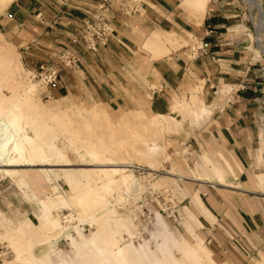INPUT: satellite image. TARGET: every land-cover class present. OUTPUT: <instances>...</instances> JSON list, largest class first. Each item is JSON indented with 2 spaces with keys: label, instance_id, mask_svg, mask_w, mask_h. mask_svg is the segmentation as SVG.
Here are the masks:
<instances>
[{
  "label": "crops",
  "instance_id": "1",
  "mask_svg": "<svg viewBox=\"0 0 264 264\" xmlns=\"http://www.w3.org/2000/svg\"><path fill=\"white\" fill-rule=\"evenodd\" d=\"M103 2L108 3L113 17V39L96 52L86 51L81 44L73 46L79 68L62 69L50 96L94 102L107 107V113L112 108L117 115L142 111L166 119L183 103L196 108L199 116L204 108L206 113L197 120L186 112L194 134L185 139L190 146L218 153L223 161H216L222 166L221 180L211 169L204 178L224 188L228 187V177L237 179L224 157L235 161L243 172L239 173L238 186L228 191L235 195H226V199L225 190L198 184L196 191L209 215L197 207L194 198L198 193L192 195V208L207 224L216 218L217 228L211 233L218 241L212 236L210 242H216L217 247L242 251V242L261 248L264 193L256 183L254 152L258 139L260 150L264 119V60L252 63L245 33L230 35L227 12L234 2L211 0L199 21L188 17L180 0H16L0 16V35L17 46L37 69L41 62L71 47L83 22ZM187 35L194 37L189 55L179 49L188 45ZM150 42L158 44L152 46ZM224 232L232 236L224 237Z\"/></svg>",
  "mask_w": 264,
  "mask_h": 264
},
{
  "label": "rangeland",
  "instance_id": "2",
  "mask_svg": "<svg viewBox=\"0 0 264 264\" xmlns=\"http://www.w3.org/2000/svg\"><path fill=\"white\" fill-rule=\"evenodd\" d=\"M232 1L234 3L231 4V12H227L230 35L241 36L245 33L244 40L246 46H249L248 54L252 57V63L258 61L262 63V59L264 60V20H262L261 12L263 11L264 14V0ZM0 3L1 16L7 7L4 6L5 0H1ZM182 7L188 17L201 21V17H203L201 12L189 7ZM187 37L185 40L188 41V45L179 49H184L183 51L189 55L188 51L194 37L192 35H187ZM14 63L18 66L17 69L10 66ZM35 70L30 66L23 52L0 35V97L11 100L17 94H21L25 86L34 85L39 105L48 114L54 116L53 119L47 117L44 125L48 126V132L53 133L52 138L55 146L58 149H64L71 166L57 167L60 164L53 162L55 167L9 168L24 176L17 175L11 178L4 175L3 178H0V264H29L27 259L43 250V247L38 245L41 241L43 243L52 241L67 228L74 229L71 233L74 243L62 238L56 246L46 252L44 264H76V262L80 264V258L74 255L77 253V246L82 244L83 238H88L97 230V225L91 224L86 217L81 215L77 217L76 208L72 204L71 206L61 204L59 196L68 198L74 196V193L76 195L82 189L84 184L74 186L68 182L65 173H74V178L83 182L85 174H89L95 169L92 167L95 162L91 158V151L102 153L107 158L128 165L122 167L128 170L126 174L130 173L138 179V184L135 182L133 185L135 187L132 186L128 193L118 182L108 194L104 195L108 206H113L112 208L116 212V215L109 219L112 230L116 231L115 219L120 218L126 221L131 229L130 234L125 229H121V246L132 245L138 252L147 255L150 253L151 255H149L153 256V259L161 261L163 257L160 251L158 252V247L164 241V238L161 237H165L164 234H161L163 230L160 224L163 222L174 239L168 241L167 247L176 264H195L189 255V250L199 243L209 250L211 259L217 264L264 263V244L261 248H253L241 242L240 245L244 248L241 251L230 246L222 249L220 246H216V242H210L212 236L218 241L216 235L211 233L214 228H217L216 218L214 217L212 222L206 219L207 224L203 222L204 216L199 215L192 208L193 193H198L199 195L195 196L201 197L200 193L196 191L198 184L204 186L205 183H208L215 188V191L225 190L224 197L232 196L235 194L228 191H232L233 187L238 186L239 173L243 171L237 169L235 161L223 156L231 165L237 179L232 176L228 177V187L224 188L219 186L216 181L204 178V174L210 171L209 165L222 167L216 161H223L218 157V153L186 144L185 139H189L194 134V125H191L186 112H179V115L176 114L174 117L165 118V120L152 119L142 111L117 115L110 107V111L107 113V107L94 102L65 96H50L44 86L38 81L30 79L31 73ZM16 83L21 84V88L16 87ZM262 105L264 107V99ZM92 110L93 112L98 110L99 115L96 119L92 118ZM57 117L60 120H57ZM37 119L40 117L38 116ZM187 123H189L188 129H186ZM25 131L29 136L32 135L30 128L25 127ZM259 135L264 137V119ZM175 140H179L180 143L173 144L172 142ZM147 143H152L157 148L154 154L149 155L150 159L143 156L146 154L145 145ZM262 146L260 145L259 150L258 139L254 152L257 156L254 165L256 176H264V148ZM207 162L209 165L206 164ZM45 169L55 171L49 179L43 172ZM178 178H183V181H179ZM23 179V185L19 184V181ZM240 187L244 188L242 185ZM259 188L264 193V185ZM254 190L260 191L257 187H254ZM39 198L50 199L54 204L51 215L59 222V227L57 226L52 231H48L44 227V222L37 219L43 213L39 205ZM201 199L203 202L204 199L202 197ZM185 207H188L201 223L199 226L193 225L198 239H193L185 233L183 224L188 219ZM69 215L73 219L67 221L66 218ZM218 229L222 230V228ZM224 235V237L227 235L231 237L232 233L225 234L224 232ZM13 242L21 247L19 252L25 255L24 259H17ZM146 248L148 253H146ZM200 263L207 264L202 261ZM32 264L43 263L38 259Z\"/></svg>",
  "mask_w": 264,
  "mask_h": 264
},
{
  "label": "bare ground",
  "instance_id": "3",
  "mask_svg": "<svg viewBox=\"0 0 264 264\" xmlns=\"http://www.w3.org/2000/svg\"><path fill=\"white\" fill-rule=\"evenodd\" d=\"M14 1L16 0H5L4 6L8 7ZM180 1L182 6L189 7L192 8L193 10L201 12V15H204L207 5L209 3V0H180ZM261 15H262V20H264L263 11L261 12ZM149 44H152L153 46L155 42L154 43L150 42ZM157 44L158 43L156 42L155 46ZM152 46H149L150 47L149 49H152L151 48ZM10 66H13L15 69L18 68L16 63ZM20 85L21 84L16 83V87H20ZM35 92H36V87L30 84L23 88L21 94L19 95L17 94V96L11 100L0 97V174H1L0 178H3L4 175L11 178H14L17 175H20V177L24 176L23 174L17 171L10 170L9 168L38 167V166L55 167L53 162L60 164L57 167L66 168L71 166L66 158L64 149H58L55 146L52 138L53 133L48 132L47 131L48 126L44 125V121L46 120L47 117L53 119L54 116L48 114V112L44 111L43 108L39 105L36 99ZM192 104L191 107L193 106ZM202 104L203 103H201L200 105ZM195 110L190 108L189 105L183 103L180 104L178 108L176 107L173 108L172 117H174V115L178 114L179 112L188 111L189 115H191L192 117H194V119L197 120L201 115L206 113L205 109L201 108L200 116H199L198 114L199 112L197 113ZM97 112H93V110L91 111V113L93 114L92 118L96 119V117H98L99 114ZM101 115H103V113H101ZM38 116L40 117V119H37ZM149 116L152 119L165 120L164 117H157L152 114H149ZM57 120H60V118L57 117ZM25 127L30 128V131L32 132L31 136L27 134V132L25 131ZM260 142L261 145H263L262 147L264 148V137L262 135L260 136ZM145 146H146V151H145L146 154H143V156L150 159L149 155L154 154V152L157 149L155 147L156 145L152 143H147ZM91 156H92L91 158L95 162L92 167H94L95 169L93 170V172L89 174H85V180L83 179V182L82 181L79 182L78 180H76L73 176L74 173L71 174V172H67V173L64 172L69 183L74 184V186L75 185L79 186L81 184H84L82 189H80L76 195L74 193L73 194L74 196L68 198L59 196L61 204L68 206H71L72 204V206L76 208L77 217L81 215L82 217H86L91 222V224L97 225L96 227L97 230L93 234H91L88 238H83L82 244L77 246V253L74 255H77V257L80 258L81 260L80 264H176V262L171 258L170 252L167 247L168 241L170 242V240H174V239L171 236V234H169V232L167 231L166 226L163 222H161L160 224L162 225L163 233H161L162 231L160 233L164 234L165 237H161L164 238L163 239L164 241L162 240L163 242L161 245H159L158 247L159 249L157 248L158 252L160 251V253L162 254L161 256L163 257L161 261H158V259L157 260L153 259L154 257L152 256L153 257L152 258L150 256L151 255L150 253H149L150 255L148 254L149 255L148 256L147 254L138 252L136 249L133 248L134 246L132 247V245L124 246L122 244L123 246H121L120 244L122 240L120 238L121 229H125V231L128 234H130L131 229L127 224V222L120 218V219H115V225L117 227L116 231L112 230L109 224V219L112 216H115L116 212L113 210L112 208L113 206L111 205L108 206V201H106V197L104 195L108 194L111 191L112 187L115 186L118 182L120 183V185L123 186V188L125 189L124 191L128 193L130 188L135 184V182L137 183L138 179H136L135 176L130 173L126 174L128 170L122 168V167H127L128 165L126 164H120L119 162H116L111 158L105 157V155L102 153H94L93 151H91ZM206 164H208V162ZM209 166L213 176L216 179L221 180L223 175L222 170L215 165H209ZM87 171L90 172V170ZM43 172L47 177V179H49L50 175L55 171H53L52 169L51 170L45 169L43 170ZM115 177H119V178L116 179ZM256 180L259 187L260 186L262 187V185H264V176H257ZM23 181L24 179L20 180L19 184L23 185ZM38 200L43 213L40 217L38 218L37 216L35 217L44 222V227H46L48 231H52L55 228H57L59 223L51 215V210L52 208H54V204L50 199L44 200L39 198ZM195 200L197 203V207H199V209L203 213H206V215L208 216L209 212L201 202L200 198L196 196ZM185 211L187 213L186 216H188L187 217L188 219H186L184 221L185 223L183 224L185 227V233L189 237L196 239L197 236L195 234L193 225L197 224L199 226L201 225V223L188 208L185 207ZM66 219L67 221H70V219H73V217L69 215ZM73 231H74L73 228H67L62 234H59L52 241H47L46 243H43L41 241L40 244L38 245L39 247H43V250L41 249L42 251L37 252V254H34V256H32L30 259H27V263L32 264L34 263V261L39 259L44 264L46 252L48 250H51L52 247L56 246L62 238H66L67 240L74 243V240L71 236V233ZM183 242L186 243L185 240H183ZM13 244H14L13 249H15V252H17L16 255L17 259L19 260V258H23V256L25 255H22L19 252V249L21 247L17 245V243L13 242ZM148 252L149 251L147 249L146 253ZM189 255L191 259L195 262V264H202L200 263V261H202L203 263L205 262L207 264H217L211 259L209 250L201 246V243L195 244L189 250ZM61 262L63 261L61 260Z\"/></svg>",
  "mask_w": 264,
  "mask_h": 264
},
{
  "label": "built area",
  "instance_id": "4",
  "mask_svg": "<svg viewBox=\"0 0 264 264\" xmlns=\"http://www.w3.org/2000/svg\"><path fill=\"white\" fill-rule=\"evenodd\" d=\"M110 6L103 2L90 19L83 22V28L78 38L72 40L71 47L65 49L54 59L43 61L31 73L30 79L38 81L50 95V90L60 81L62 69L75 70L79 68L78 60L73 54V46L82 45L88 52H96L99 47L106 46L113 39L115 30ZM245 251V250H244Z\"/></svg>",
  "mask_w": 264,
  "mask_h": 264
}]
</instances>
